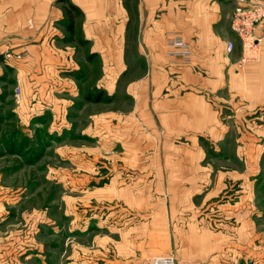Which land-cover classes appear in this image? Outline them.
<instances>
[{
    "label": "crops",
    "instance_id": "obj_1",
    "mask_svg": "<svg viewBox=\"0 0 264 264\" xmlns=\"http://www.w3.org/2000/svg\"><path fill=\"white\" fill-rule=\"evenodd\" d=\"M249 1L0 0V106L28 133L81 136L49 147L69 158L48 163L35 224L0 197V264H250L264 248V38L241 62L230 26ZM172 34L189 63L167 55ZM98 89L109 100L85 99Z\"/></svg>",
    "mask_w": 264,
    "mask_h": 264
},
{
    "label": "rangeland",
    "instance_id": "obj_2",
    "mask_svg": "<svg viewBox=\"0 0 264 264\" xmlns=\"http://www.w3.org/2000/svg\"><path fill=\"white\" fill-rule=\"evenodd\" d=\"M8 108L7 105L0 106V184L3 185L0 187V197L6 198L7 201L10 199L15 205L18 204L14 211L19 212L23 207L29 210L30 215L27 220L33 225L37 220L31 215H35V212L39 213L40 207L46 206L54 193L48 177L50 175L48 163L55 158L62 160L69 158L63 150L60 151L62 155L51 153L49 147L63 146L64 142L70 143V141L78 143L81 136L63 132L54 136L55 133L48 134L44 124L35 128L30 123L27 127L33 130L28 133L22 130L23 127L16 125L13 113L8 111ZM261 139V143H264V136ZM262 151L264 156V147ZM259 178L260 183L254 198V206L259 215L255 216V222L258 229L264 230V171ZM12 218L19 220L17 216ZM261 241L264 245V234L261 235ZM252 263L264 264L263 247L251 257L250 264Z\"/></svg>",
    "mask_w": 264,
    "mask_h": 264
},
{
    "label": "built area",
    "instance_id": "obj_3",
    "mask_svg": "<svg viewBox=\"0 0 264 264\" xmlns=\"http://www.w3.org/2000/svg\"><path fill=\"white\" fill-rule=\"evenodd\" d=\"M264 23V2L262 0H251L246 6L238 9L230 21L232 30L236 33L241 42V62L255 61L259 59V47L264 38V28L261 34H256V29L260 24ZM167 55L171 61L175 62L177 58L185 63L191 61V48L184 39L176 34L169 36L166 41ZM235 44L232 41H227L226 50L232 51ZM5 58L10 57L8 51L4 54ZM18 58V56H14ZM17 89H14V96L17 98ZM174 255H156L148 260L147 264H175Z\"/></svg>",
    "mask_w": 264,
    "mask_h": 264
},
{
    "label": "trees",
    "instance_id": "obj_4",
    "mask_svg": "<svg viewBox=\"0 0 264 264\" xmlns=\"http://www.w3.org/2000/svg\"><path fill=\"white\" fill-rule=\"evenodd\" d=\"M72 9L74 10V12H72V14H71ZM64 14L66 16L65 21H64V26L67 30L68 29L70 30V28L72 26V18L74 16L73 14H76L75 7H73L72 5H68V8L64 10ZM84 97H85V99L91 100V101H99V100L107 101V100H109V97L101 89L89 90L86 92Z\"/></svg>",
    "mask_w": 264,
    "mask_h": 264
}]
</instances>
